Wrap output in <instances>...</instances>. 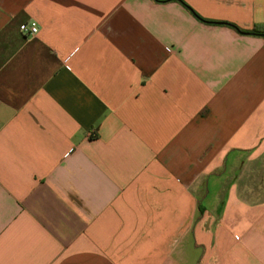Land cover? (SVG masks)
<instances>
[{
    "label": "crops",
    "instance_id": "0c3cea01",
    "mask_svg": "<svg viewBox=\"0 0 264 264\" xmlns=\"http://www.w3.org/2000/svg\"><path fill=\"white\" fill-rule=\"evenodd\" d=\"M256 26L264 0H0V264H264Z\"/></svg>",
    "mask_w": 264,
    "mask_h": 264
},
{
    "label": "built area",
    "instance_id": "2783aa9c",
    "mask_svg": "<svg viewBox=\"0 0 264 264\" xmlns=\"http://www.w3.org/2000/svg\"><path fill=\"white\" fill-rule=\"evenodd\" d=\"M20 30L27 36H34L39 32V25L36 21L24 22L20 25Z\"/></svg>",
    "mask_w": 264,
    "mask_h": 264
},
{
    "label": "trees",
    "instance_id": "16d2710c",
    "mask_svg": "<svg viewBox=\"0 0 264 264\" xmlns=\"http://www.w3.org/2000/svg\"><path fill=\"white\" fill-rule=\"evenodd\" d=\"M250 33L253 34H264V28H260L258 26H256L255 28H253Z\"/></svg>",
    "mask_w": 264,
    "mask_h": 264
}]
</instances>
